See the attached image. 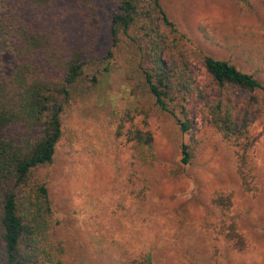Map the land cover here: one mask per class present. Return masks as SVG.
Instances as JSON below:
<instances>
[{"label":"rangeland","instance_id":"1","mask_svg":"<svg viewBox=\"0 0 264 264\" xmlns=\"http://www.w3.org/2000/svg\"><path fill=\"white\" fill-rule=\"evenodd\" d=\"M89 1L101 27L82 69L87 79L97 82L65 108L53 162L40 172L48 181L53 215L65 242L62 264H130L146 255L152 264H264V123L250 129L248 161L256 193L241 189L234 149L198 107L191 130L198 141L197 157L182 165L179 146L188 143L189 135L181 134L175 120L154 105L127 52L108 56V7L101 0ZM162 4L194 47L230 60L243 72L264 71V0ZM76 12L74 23L79 33L86 32L90 10ZM6 57L1 46L0 60ZM192 69L203 81L202 65L194 61ZM256 76L264 83V72ZM131 127L152 133L153 168L135 164L123 135ZM219 194L231 197L228 216H237L244 251L234 250L213 232L212 225L222 219L212 206Z\"/></svg>","mask_w":264,"mask_h":264},{"label":"trees","instance_id":"2","mask_svg":"<svg viewBox=\"0 0 264 264\" xmlns=\"http://www.w3.org/2000/svg\"><path fill=\"white\" fill-rule=\"evenodd\" d=\"M101 1L108 7V56L127 52L154 105L175 120L181 134L189 135L188 143L179 146L180 163L191 164L197 157L198 141L191 130L198 107L234 149L241 189L256 193L248 150L250 129L264 123V83L256 76L264 71L243 72L230 60L194 47L162 0ZM87 7L86 32L79 33L74 13ZM0 8V47L5 46L7 56L0 60V264H62L65 242L48 181L40 172L53 162L65 108L96 85V78L87 79L82 68L84 57L95 50L101 22L89 0H0ZM194 61L204 68L203 81L192 69ZM123 135L135 164L153 168L152 133L131 127ZM231 205L229 195L212 199L222 214L212 229L241 252L246 243L237 216H228ZM130 264L152 261L146 255Z\"/></svg>","mask_w":264,"mask_h":264}]
</instances>
